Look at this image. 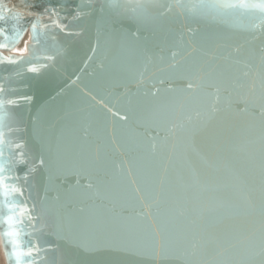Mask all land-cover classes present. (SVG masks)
<instances>
[{
    "label": "water",
    "instance_id": "1",
    "mask_svg": "<svg viewBox=\"0 0 264 264\" xmlns=\"http://www.w3.org/2000/svg\"><path fill=\"white\" fill-rule=\"evenodd\" d=\"M175 2L0 0L6 264H264V23Z\"/></svg>",
    "mask_w": 264,
    "mask_h": 264
},
{
    "label": "snow or ice",
    "instance_id": "2",
    "mask_svg": "<svg viewBox=\"0 0 264 264\" xmlns=\"http://www.w3.org/2000/svg\"><path fill=\"white\" fill-rule=\"evenodd\" d=\"M119 0H108V7L109 8H117L119 6ZM139 6V5H138ZM160 8H163L165 10H170L172 7H179L182 9H187L190 11L200 10L202 13H207L210 10H214L216 16H224L227 13V10H240L243 13H248L256 20H259L261 23H264V0H259V2H255V0H200L199 4H194L190 2H184V0H176L175 4H159ZM54 12V10H50ZM163 15V13H161ZM215 18V16L213 17ZM3 17H0V20H3ZM15 19V18H14ZM33 28L36 27L35 24L32 25ZM255 26V24H253ZM56 27H60V25H56ZM0 31H3V29H0ZM61 31H63V28H61ZM39 42V40H37ZM0 63H3V61H0ZM8 63L15 64L16 61H8ZM31 72L35 73L37 71L36 68L30 69ZM189 88L192 87L191 84L188 85ZM4 89L0 88V92H3ZM16 101L14 100H2L0 101V124H3L4 120L7 118L8 113L4 110L5 105L8 104H15ZM3 134L0 133V136ZM3 139H0V143H3ZM0 155H3L2 152H0ZM41 164H43V161H40ZM9 171V169H6L3 166H0V173ZM32 171V169L29 170V172ZM8 179H16L21 180L27 179L26 175H22L19 177H8ZM5 177L0 176V187H3L5 189H8V185L5 184ZM15 191H20L19 189H14ZM23 193L21 192V195ZM18 204H10L9 205V211L12 213H15L16 208H18ZM32 219V217H29ZM12 221L13 216L9 215L7 218L9 230L5 233L7 237H9L10 242L13 245L14 252L13 254H16V252H19V255L26 256L28 258H32L34 256V249L39 252L43 251V248L38 247L37 245L30 243L28 245H25L24 248L25 251L20 250V245L17 242L16 237L19 236V233L12 229ZM22 223V221H18Z\"/></svg>",
    "mask_w": 264,
    "mask_h": 264
},
{
    "label": "bare ground",
    "instance_id": "3",
    "mask_svg": "<svg viewBox=\"0 0 264 264\" xmlns=\"http://www.w3.org/2000/svg\"><path fill=\"white\" fill-rule=\"evenodd\" d=\"M29 39V35L27 34L25 36V38L23 39V41L21 42V44L17 47L15 53H21V52H25L26 50V43ZM1 237V236H0ZM3 246V244H2ZM4 248V247H3ZM0 256H2V251H1V247H0ZM1 260V259H0ZM1 264H3V260H1ZM6 264V263H5Z\"/></svg>",
    "mask_w": 264,
    "mask_h": 264
},
{
    "label": "rangeland",
    "instance_id": "4",
    "mask_svg": "<svg viewBox=\"0 0 264 264\" xmlns=\"http://www.w3.org/2000/svg\"><path fill=\"white\" fill-rule=\"evenodd\" d=\"M0 247H1V251H2V256H0V259L3 260V264L6 263V260H5V252H4V248L2 246V239L0 237ZM1 260H0V264H1Z\"/></svg>",
    "mask_w": 264,
    "mask_h": 264
}]
</instances>
